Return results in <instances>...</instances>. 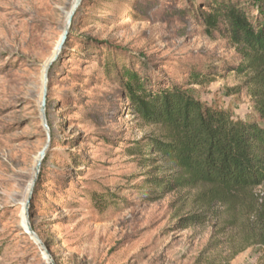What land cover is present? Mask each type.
Wrapping results in <instances>:
<instances>
[{"label":"rangeland","instance_id":"obj_1","mask_svg":"<svg viewBox=\"0 0 264 264\" xmlns=\"http://www.w3.org/2000/svg\"><path fill=\"white\" fill-rule=\"evenodd\" d=\"M217 1L81 0L68 28L76 0H0V264H264V185L233 206L160 190L173 171L139 150L160 132L124 87L188 83L264 125L238 48L204 22Z\"/></svg>","mask_w":264,"mask_h":264},{"label":"trees","instance_id":"obj_2","mask_svg":"<svg viewBox=\"0 0 264 264\" xmlns=\"http://www.w3.org/2000/svg\"><path fill=\"white\" fill-rule=\"evenodd\" d=\"M204 22L209 31L224 27L238 48L245 61L238 69L251 71V95L264 119V0H252L249 10L235 2L217 1L205 13ZM190 78L191 82L203 83L209 76L194 69ZM158 85L147 87L137 73L131 72L124 83L131 109L160 132L158 138L139 148L143 159L157 155L156 163L173 171L171 180L154 178L160 190L201 187L205 200L233 206L242 204L251 191L264 185V125L236 121L226 110L191 94L185 88L188 83ZM149 183L142 185L149 187Z\"/></svg>","mask_w":264,"mask_h":264},{"label":"water","instance_id":"obj_3","mask_svg":"<svg viewBox=\"0 0 264 264\" xmlns=\"http://www.w3.org/2000/svg\"><path fill=\"white\" fill-rule=\"evenodd\" d=\"M80 1H81V0H76V4L74 5V7H73V9H72V11H71V13H70V16H69V19H68V28L70 27V25H71V23H72V20H73L74 14H75L76 10L78 9V7H79V5H80ZM67 34H68V30H67V32L65 33V35H64V37H63V40H62V42H61V44H60V46H59V49H58V53H57V55H56V58L58 57L60 51L62 50V47H63V45H64V43H65L66 38H67ZM56 58H55V59H56ZM44 109H46V105H45ZM44 112H45V110H44ZM44 122L47 124V120H46V119L44 120ZM31 232H32L33 236H34L36 239H38V235H37L36 233H34L32 230H31Z\"/></svg>","mask_w":264,"mask_h":264},{"label":"bare ground","instance_id":"obj_4","mask_svg":"<svg viewBox=\"0 0 264 264\" xmlns=\"http://www.w3.org/2000/svg\"><path fill=\"white\" fill-rule=\"evenodd\" d=\"M43 125H44V126H47V124H46V123H44Z\"/></svg>","mask_w":264,"mask_h":264}]
</instances>
